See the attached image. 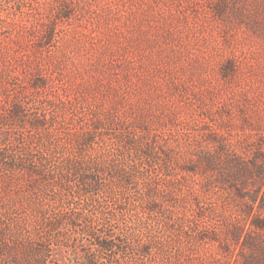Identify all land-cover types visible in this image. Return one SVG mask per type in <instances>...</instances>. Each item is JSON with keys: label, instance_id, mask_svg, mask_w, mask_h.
<instances>
[{"label": "rangeland", "instance_id": "rangeland-1", "mask_svg": "<svg viewBox=\"0 0 264 264\" xmlns=\"http://www.w3.org/2000/svg\"><path fill=\"white\" fill-rule=\"evenodd\" d=\"M255 162L264 0H0V264H264Z\"/></svg>", "mask_w": 264, "mask_h": 264}, {"label": "trees", "instance_id": "trees-1", "mask_svg": "<svg viewBox=\"0 0 264 264\" xmlns=\"http://www.w3.org/2000/svg\"><path fill=\"white\" fill-rule=\"evenodd\" d=\"M233 156V155H231ZM235 161H237L238 159H234ZM232 161V160H231ZM236 166L239 167V165H241L240 162H234L232 161ZM258 168H260L258 170ZM249 169H256L257 172H259L262 176H261V180L257 181V184H259V187L257 189V191L255 192V194L253 196H251V198L254 200V202H257L258 205L261 207H264V163L263 164H258V162H255L252 165H249ZM91 181L90 184L93 185L94 184V180H96V178L90 177ZM254 222H256V224L264 229V223L263 224H259L257 220H255ZM112 242V241H111ZM113 243V242H112ZM110 242H101L100 246L104 247L105 249H113L116 245L112 244ZM91 264H95L93 261L91 262Z\"/></svg>", "mask_w": 264, "mask_h": 264}]
</instances>
